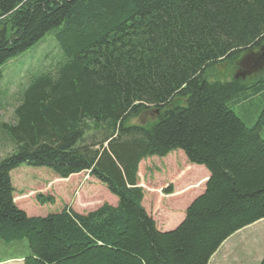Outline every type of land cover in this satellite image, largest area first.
<instances>
[{
  "label": "trees",
  "instance_id": "1",
  "mask_svg": "<svg viewBox=\"0 0 264 264\" xmlns=\"http://www.w3.org/2000/svg\"><path fill=\"white\" fill-rule=\"evenodd\" d=\"M50 30L57 59L26 70L13 121L0 123L12 146L0 158V240L28 247L0 262L208 264L264 219V111L247 126L231 108L264 96V76L207 78L264 43V0H0V103L3 65ZM151 108L149 125L128 123ZM175 150L209 176L180 220L159 228L138 166ZM20 165L59 178L87 172L116 204L28 215L14 202L10 172Z\"/></svg>",
  "mask_w": 264,
  "mask_h": 264
},
{
  "label": "rangeland",
  "instance_id": "2",
  "mask_svg": "<svg viewBox=\"0 0 264 264\" xmlns=\"http://www.w3.org/2000/svg\"><path fill=\"white\" fill-rule=\"evenodd\" d=\"M56 45L50 30L27 50L3 65L1 86L6 87V94L1 98L0 123L13 121V108L16 104L14 95L18 84L23 83L28 76L26 70L31 67L35 69L47 56L48 61L54 62L57 59ZM263 50L264 43L259 49L243 53L232 63L216 64L207 70V78L212 81H226L233 77L251 80L257 74L264 76V55L261 54ZM231 108L247 126H253L264 111V96H257L241 105H232ZM155 112L154 108H151L130 118L128 123L149 125L154 120ZM261 135L264 137V131ZM11 149L9 143L0 139V158L11 152ZM138 167L139 185L144 190L143 206L154 217L159 228L173 226L180 220L183 208L203 191L209 176L204 166L189 163L180 150L172 151L164 157H147ZM10 177L14 187V202L28 215H45L60 211L64 207L77 213H87L104 203L116 204V198L87 172L59 178L45 167L20 165L11 170ZM170 186L173 189L172 195L165 193ZM37 195L49 198L50 202L40 204ZM240 230V233L233 234L226 242V246L230 247L227 264H232L234 258H240L241 261L233 264H258L264 257V219ZM237 248L241 253L235 257ZM27 250L25 239L11 242L0 240V260L10 254L21 255Z\"/></svg>",
  "mask_w": 264,
  "mask_h": 264
},
{
  "label": "crops",
  "instance_id": "3",
  "mask_svg": "<svg viewBox=\"0 0 264 264\" xmlns=\"http://www.w3.org/2000/svg\"><path fill=\"white\" fill-rule=\"evenodd\" d=\"M263 220V219H262ZM260 221H257L255 222L254 224L256 223H260ZM252 224V225H254ZM251 226V225H250ZM241 230L237 231L236 234L240 233ZM235 234V233H234ZM232 236V235H231ZM231 236H229L220 246L219 248L216 250V252L211 256V258L209 259L208 261V264H227V261H226V258L229 256V250H230V247L228 248V246H226V242L227 240H229L231 238ZM224 246H226L224 248ZM228 248V249H227ZM227 249V250H225ZM241 253V250H239L237 248V252L235 254V257L238 256L239 254ZM241 259L240 258H234L232 260V264L233 263H237V262H240ZM8 262H17V264H22V260L17 258V259H11V260H6L4 262H0V263H8Z\"/></svg>",
  "mask_w": 264,
  "mask_h": 264
},
{
  "label": "water",
  "instance_id": "4",
  "mask_svg": "<svg viewBox=\"0 0 264 264\" xmlns=\"http://www.w3.org/2000/svg\"><path fill=\"white\" fill-rule=\"evenodd\" d=\"M262 55H264V50L262 51V53H261ZM262 55L260 56V57H262ZM260 57H258V58H260Z\"/></svg>",
  "mask_w": 264,
  "mask_h": 264
},
{
  "label": "bare ground",
  "instance_id": "5",
  "mask_svg": "<svg viewBox=\"0 0 264 264\" xmlns=\"http://www.w3.org/2000/svg\"><path fill=\"white\" fill-rule=\"evenodd\" d=\"M93 133V132H92ZM90 134V133H89Z\"/></svg>",
  "mask_w": 264,
  "mask_h": 264
}]
</instances>
